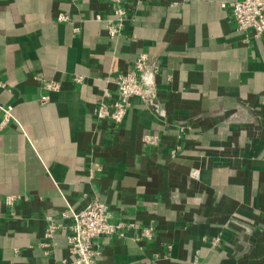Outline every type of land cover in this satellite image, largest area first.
<instances>
[{
	"label": "crops",
	"instance_id": "crops-1",
	"mask_svg": "<svg viewBox=\"0 0 264 264\" xmlns=\"http://www.w3.org/2000/svg\"><path fill=\"white\" fill-rule=\"evenodd\" d=\"M234 1L132 0L112 39L109 0H0V102L19 121L0 129V264H76L64 228L44 252L46 216L66 224L96 197L132 223L98 264H264V35L237 28ZM142 52L160 59L165 121L139 97L120 123L98 119Z\"/></svg>",
	"mask_w": 264,
	"mask_h": 264
},
{
	"label": "built area",
	"instance_id": "built-area-1",
	"mask_svg": "<svg viewBox=\"0 0 264 264\" xmlns=\"http://www.w3.org/2000/svg\"><path fill=\"white\" fill-rule=\"evenodd\" d=\"M112 4V12L105 20V29L110 38L118 37L126 22L134 17L131 10L132 0H109ZM227 6L226 2L222 3ZM231 15L238 29L254 31L255 36L264 35V0H236L230 4ZM97 20H103L100 13L95 14ZM57 19L60 21L69 20L70 15L59 13ZM75 27V31H79ZM161 70L158 55L150 52H142L134 60L132 66L126 70L119 71L114 81L117 89L116 94L108 88L104 89L94 106V114L98 119H111L120 123L129 108L132 106L133 97H139L143 107L150 110L161 121H165L167 115L164 101L159 96L158 74ZM43 87L48 91H55L60 88V83L55 80H47L39 77ZM75 81L81 82L82 75H75ZM7 82L0 76V90ZM49 96L43 94L40 102L45 104ZM0 129L4 128L10 121L19 123L13 113V106L0 102ZM143 140L151 145L160 143V135L145 133ZM180 146L172 150L175 153ZM93 175V172H90ZM20 195H9L7 203L12 204L13 200ZM62 217L68 219L66 224L57 222L54 215H47V226L44 238L40 245L45 253H49L51 247L57 244L55 234L62 228L66 231V238L71 254L76 264H98V257L102 252L103 239H109L114 235H124V229L132 223L125 221H114L113 213L109 205L100 198L92 199L86 206L80 209L62 211ZM152 227L143 229V234L151 236ZM219 237L212 239V245L219 244Z\"/></svg>",
	"mask_w": 264,
	"mask_h": 264
}]
</instances>
